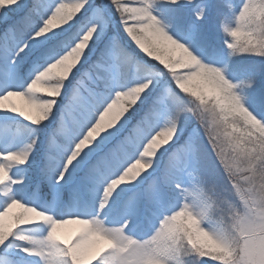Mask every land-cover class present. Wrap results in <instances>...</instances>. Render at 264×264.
<instances>
[{"label":"clouds","instance_id":"obj_1","mask_svg":"<svg viewBox=\"0 0 264 264\" xmlns=\"http://www.w3.org/2000/svg\"><path fill=\"white\" fill-rule=\"evenodd\" d=\"M12 4L0 258L264 264V0Z\"/></svg>","mask_w":264,"mask_h":264},{"label":"snow or ice","instance_id":"obj_2","mask_svg":"<svg viewBox=\"0 0 264 264\" xmlns=\"http://www.w3.org/2000/svg\"><path fill=\"white\" fill-rule=\"evenodd\" d=\"M0 21H11L16 28L14 31L23 33L27 30L29 24V17L27 15V8L21 7L18 4L7 5L2 12H0ZM39 39V38H38ZM40 50V49H38ZM35 52L33 53V55ZM7 75L11 76L9 71ZM11 134L8 129H0V138H5ZM0 264H10L7 258H0Z\"/></svg>","mask_w":264,"mask_h":264}]
</instances>
